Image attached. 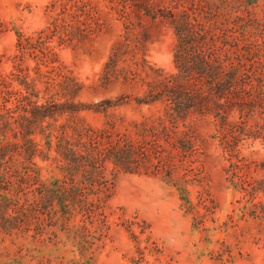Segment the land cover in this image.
I'll return each instance as SVG.
<instances>
[{"label":"rangeland","instance_id":"rangeland-1","mask_svg":"<svg viewBox=\"0 0 264 264\" xmlns=\"http://www.w3.org/2000/svg\"><path fill=\"white\" fill-rule=\"evenodd\" d=\"M136 1L0 0V75L9 77L14 71L12 87L23 88V72L29 81L35 79L42 50L54 48L65 73L84 86L75 101L90 111L80 112L79 118L93 129L103 128L105 114L91 110L101 109L102 100H112L116 107L107 113L116 120L117 132L111 130L106 145L118 142L126 153L132 148L139 164L119 167L107 156L97 165L101 168L94 184L74 186L78 199L92 200L87 207L64 208L60 201L46 199L30 223H0V264H264V169L256 166L264 160V131L241 141L238 156L233 153L231 158L213 138L210 120L196 130L206 140L202 146L192 140L189 151L177 149L178 144L164 136L143 138L133 126L155 109L139 105L137 91L93 88L123 36L130 44L144 38L134 16ZM149 2L181 17L200 14L205 27L216 34L220 54L215 55L224 62H242L249 71L243 78H264L250 74L255 69L264 72V0ZM145 24L151 33L145 59L164 73H174L172 28L158 31L149 20ZM42 31L48 34L40 43L13 58L19 38L34 41ZM243 35L248 41H239V50L221 43L225 37ZM36 84L44 92V83ZM37 162L41 178L49 177L47 164ZM10 182L15 180L0 176V204L11 203L6 214L20 218L18 202L31 193L26 187L22 192L13 189ZM70 184L62 182L60 191Z\"/></svg>","mask_w":264,"mask_h":264},{"label":"trees","instance_id":"trees-1","mask_svg":"<svg viewBox=\"0 0 264 264\" xmlns=\"http://www.w3.org/2000/svg\"><path fill=\"white\" fill-rule=\"evenodd\" d=\"M133 5L138 26L144 29V38L130 44L129 38L123 36L93 88L137 91L141 94L137 99L139 105L155 107L150 115L132 122L145 139L164 136L173 145L178 144L177 149L183 146L189 151L192 140L200 145L205 143L196 130L210 125L212 120L213 138L228 149L231 158L233 153L237 157L241 141L256 139L253 133L264 131V78H243L249 71L242 62H224L220 55H215L219 53L216 34L205 27L200 14H193V18L188 14L183 17L169 14L166 8L154 6L149 0H138ZM147 20L158 31L167 26L172 28L176 39L174 73H164L145 59V44L151 36L145 24ZM47 32L42 31L34 41L19 38L13 58L23 55L34 43H40ZM221 41L224 47L239 50V41L248 40L243 35L242 39L225 37ZM64 70L54 48H45L35 79L29 81L28 73L23 72L24 80L20 84L23 88L12 87L14 71L9 77L0 75V176L14 179L15 182L7 183L13 189L18 187L22 192L26 187L31 193V198L18 202L20 218L6 214L13 207L11 203L0 204L1 224L20 219L23 224L30 223V219L37 218L36 208L46 199L50 203L60 201L64 208L87 207L92 200L78 199L74 186L94 184L96 170L101 168L97 165L104 164L107 156L112 155L119 167L124 163L128 167L139 165L133 160L132 148L126 153L118 142L106 145L111 130L117 132L116 120L107 113L116 107L113 101L102 100L98 103L101 109L91 110L105 114L103 128L86 125L78 114L90 108L75 101L84 86ZM250 74L258 76L264 72L255 69ZM39 81L44 83V92L37 88ZM148 158L143 160V165L150 161ZM37 159L47 164L49 177L41 178ZM256 166L264 169V160L256 162ZM68 180L72 181L71 188L60 191V184ZM41 187L53 190L49 194L39 193L37 188Z\"/></svg>","mask_w":264,"mask_h":264}]
</instances>
